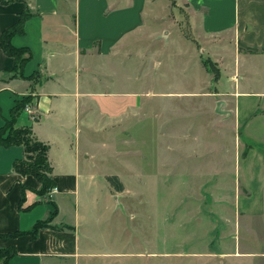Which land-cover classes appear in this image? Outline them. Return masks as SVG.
<instances>
[{
  "label": "crops",
  "instance_id": "0c3cea01",
  "mask_svg": "<svg viewBox=\"0 0 264 264\" xmlns=\"http://www.w3.org/2000/svg\"><path fill=\"white\" fill-rule=\"evenodd\" d=\"M4 1L0 33L24 9L31 13L23 34L11 37L30 58L12 78L14 60L0 48V125L16 100L29 98L13 127L30 128L48 145L54 185L40 194L35 177L13 169L25 157L23 146L0 145V248L11 253L7 264H106L102 259L118 254L107 244L118 191L97 164L103 155L95 150L105 151L107 143L92 134H113L126 122L140 126L144 117L155 131L154 103L139 100L154 93L155 53L140 56L136 46L126 67L116 53L126 40L135 47L147 3L154 12L157 1ZM178 1L187 5L189 28L217 64L213 106L230 115L248 146L234 167L242 186L235 206L250 241L253 235L258 239L264 235V0ZM124 71L131 76L123 78ZM37 222L46 224L31 234ZM253 248L246 250L250 263L264 264V249Z\"/></svg>",
  "mask_w": 264,
  "mask_h": 264
},
{
  "label": "rangeland",
  "instance_id": "374dc122",
  "mask_svg": "<svg viewBox=\"0 0 264 264\" xmlns=\"http://www.w3.org/2000/svg\"><path fill=\"white\" fill-rule=\"evenodd\" d=\"M156 1L159 10L154 12L147 3L135 47L126 40L116 53L124 66L130 65L136 46L140 56L155 53L154 93L139 97L142 105L154 103L155 131L152 117L150 124L144 117V125L126 122L114 127L113 134H92L94 140L107 143L105 151L95 150L103 155L97 160L99 170L117 176L123 187L115 192L111 186L118 212L108 226L107 244L118 254L102 260L251 264L246 250L264 249V235L250 236V241V233H245L246 222L235 206L242 186L234 171L248 146L229 123L230 115L213 106L218 103L213 92L217 64L189 28L187 5L178 0L152 3ZM123 75L129 78L131 72ZM11 132L5 128L3 137Z\"/></svg>",
  "mask_w": 264,
  "mask_h": 264
},
{
  "label": "trees",
  "instance_id": "16d2710c",
  "mask_svg": "<svg viewBox=\"0 0 264 264\" xmlns=\"http://www.w3.org/2000/svg\"><path fill=\"white\" fill-rule=\"evenodd\" d=\"M0 2H5L0 0ZM31 17V13L24 9L20 14L18 19L10 26L4 28L0 33V48L2 51L13 58L14 67L11 77L14 78L18 76L23 67V64L30 58V52L26 47H15L11 43V37L15 34H23L24 24L27 19ZM25 54V55H24ZM19 73V74H18ZM29 98H23L21 100H16L14 105L10 108V118L4 120L3 124L0 125V145L9 146L12 144H20L23 146L25 151V157L16 160L13 164V169L15 172L23 175H32L41 184L38 192L43 194L51 189L54 185L52 178L50 177L51 167L47 159L48 145L37 140L34 137H30L32 134L31 129L27 127L14 128V122L19 114L20 110L26 105ZM5 128L12 129L13 132L9 133L5 138L3 137V131ZM23 135V137H22ZM27 135L29 137L27 138ZM35 149H40L36 156H31L32 151ZM107 180L111 186L114 187L116 191L122 190V184L119 182L117 176L111 175L107 176ZM55 209L53 208L51 212V217L54 215ZM46 222H37L31 234H34L38 227L45 225ZM11 253H9L7 248H0V258L3 260V264L8 263V258Z\"/></svg>",
  "mask_w": 264,
  "mask_h": 264
},
{
  "label": "built area",
  "instance_id": "2783aa9c",
  "mask_svg": "<svg viewBox=\"0 0 264 264\" xmlns=\"http://www.w3.org/2000/svg\"><path fill=\"white\" fill-rule=\"evenodd\" d=\"M52 193V191H49V194Z\"/></svg>",
  "mask_w": 264,
  "mask_h": 264
}]
</instances>
